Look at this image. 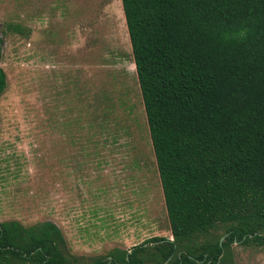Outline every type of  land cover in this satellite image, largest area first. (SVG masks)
Instances as JSON below:
<instances>
[{
    "label": "rangeland",
    "instance_id": "374dc122",
    "mask_svg": "<svg viewBox=\"0 0 264 264\" xmlns=\"http://www.w3.org/2000/svg\"><path fill=\"white\" fill-rule=\"evenodd\" d=\"M0 35V221L53 222L86 258L172 239L121 1L0 0Z\"/></svg>",
    "mask_w": 264,
    "mask_h": 264
},
{
    "label": "trees",
    "instance_id": "16d2710c",
    "mask_svg": "<svg viewBox=\"0 0 264 264\" xmlns=\"http://www.w3.org/2000/svg\"><path fill=\"white\" fill-rule=\"evenodd\" d=\"M120 1L172 239L86 258L53 222L6 220L0 264H233V244L264 247V0ZM2 58L0 35V97Z\"/></svg>",
    "mask_w": 264,
    "mask_h": 264
},
{
    "label": "water",
    "instance_id": "95a60500",
    "mask_svg": "<svg viewBox=\"0 0 264 264\" xmlns=\"http://www.w3.org/2000/svg\"><path fill=\"white\" fill-rule=\"evenodd\" d=\"M222 240H223V238H222ZM222 240L220 241V243L222 242Z\"/></svg>",
    "mask_w": 264,
    "mask_h": 264
}]
</instances>
